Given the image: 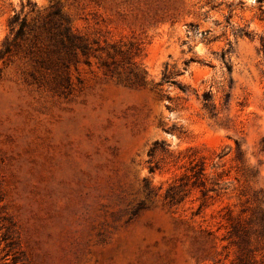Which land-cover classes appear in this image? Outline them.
<instances>
[{"label": "rangeland", "instance_id": "1", "mask_svg": "<svg viewBox=\"0 0 264 264\" xmlns=\"http://www.w3.org/2000/svg\"><path fill=\"white\" fill-rule=\"evenodd\" d=\"M15 14L0 264H233L235 142L264 190V0H0V47ZM200 163L229 188L204 200Z\"/></svg>", "mask_w": 264, "mask_h": 264}, {"label": "trees", "instance_id": "2", "mask_svg": "<svg viewBox=\"0 0 264 264\" xmlns=\"http://www.w3.org/2000/svg\"><path fill=\"white\" fill-rule=\"evenodd\" d=\"M9 27L11 36L6 37L0 47V61L3 62L11 55L15 41L23 35L26 22L20 15L15 14L9 21ZM243 34L248 35L247 32ZM67 40L70 44L74 43L70 37H67ZM225 55L226 53H223V59ZM204 100L206 103L210 101L209 97L205 95ZM235 151L234 161L236 163L237 176L234 177V180L240 183L242 178V183L244 184L240 185L239 189L234 187L232 191L236 193L239 200H244L243 203L247 206L241 209L240 212H236L231 207L226 206L221 216L223 227L228 238L231 239V242L236 247V257L233 264H264V251L255 250L252 246L253 240L260 243L264 248V190L253 187L258 181L260 172L245 158V153L238 142H235ZM258 156L264 157V137L261 138L258 146ZM196 168V171L192 172L191 175H187L188 179L196 178L195 180H197L199 178L200 180L203 177L207 178L204 163L198 164ZM193 185L200 188L204 200H206L209 191L216 192V186L220 190L229 188L227 185L221 186L219 181L213 182L210 189L205 188L204 180H200L198 183L195 181ZM257 252H259L260 256L259 260H256Z\"/></svg>", "mask_w": 264, "mask_h": 264}]
</instances>
